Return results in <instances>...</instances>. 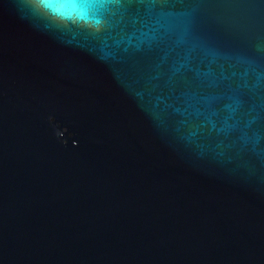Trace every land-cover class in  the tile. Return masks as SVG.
<instances>
[{"label": "water", "instance_id": "95a60500", "mask_svg": "<svg viewBox=\"0 0 264 264\" xmlns=\"http://www.w3.org/2000/svg\"><path fill=\"white\" fill-rule=\"evenodd\" d=\"M0 0V264H264V0Z\"/></svg>", "mask_w": 264, "mask_h": 264}, {"label": "clouds", "instance_id": "9594fccd", "mask_svg": "<svg viewBox=\"0 0 264 264\" xmlns=\"http://www.w3.org/2000/svg\"><path fill=\"white\" fill-rule=\"evenodd\" d=\"M22 18L34 19L47 29L72 30L88 27L99 30L103 21L90 0H18Z\"/></svg>", "mask_w": 264, "mask_h": 264}]
</instances>
